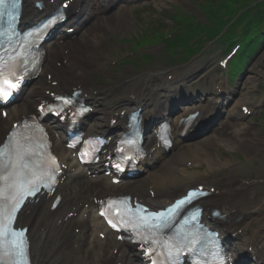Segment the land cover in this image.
I'll use <instances>...</instances> for the list:
<instances>
[{
  "label": "bare ground",
  "instance_id": "obj_1",
  "mask_svg": "<svg viewBox=\"0 0 264 264\" xmlns=\"http://www.w3.org/2000/svg\"><path fill=\"white\" fill-rule=\"evenodd\" d=\"M37 1L46 2L47 0ZM75 1L80 2L81 0ZM114 1L105 0L102 9L94 7L95 0L90 5L80 8L78 15L84 17L86 16L84 12L87 11L88 13L92 7L88 22H86L82 29L86 31L85 35H87V39L82 42L73 41L69 44H57L55 47L50 48L47 54L48 56L50 55L48 66L47 62L43 66H47V69L44 71L45 74L54 70V64L59 63L63 65L60 68L63 76H73L72 83L67 85V87H72L88 84L86 79L94 72L95 68L99 70L103 66L106 67L108 65L104 55H101V49L104 47V36H106L104 35L105 31L120 29L117 24L114 25V22L117 23L115 19L118 21L120 19L121 21L125 20L132 11V8L127 5L133 3H121L114 10L109 11V6ZM55 2L56 0L53 1V3ZM120 5L125 6H121L118 9ZM49 8L50 6L46 4V10ZM36 13L42 15L31 4L27 3L24 9L26 18L28 16L34 17L33 15ZM71 48L76 49V51L71 50ZM90 54L93 55L92 60ZM75 59L78 62L87 64L94 63L96 66L89 73V70H85L83 66H79ZM73 60L75 61L71 63ZM193 71V68L189 69L181 78L184 79ZM42 75L43 72L41 71L37 79L34 80L31 92H28L22 103L9 110L6 119H3L0 113V143L10 132L13 123L18 119H22L23 115L35 114L38 105L42 101L48 100L49 95L56 91L54 86L42 80ZM181 82L182 80H178V84L181 85ZM165 84L166 82L156 79L155 76L145 74L139 79L134 80L133 84L123 85L121 87L123 90L131 92L127 94L125 99L123 97L124 94L117 96L116 98L120 105L112 106L107 112H103L104 118H100L101 115L94 113L93 116H99L100 124L97 127H93L91 131L98 133L110 127L113 128L115 126L114 128H117L124 125V123L126 124L127 113L124 106L131 102H133L134 108H141L148 115L152 113L158 116L157 107L161 105V100L157 97V93L165 90ZM166 85L169 87L168 89L166 88V91L177 88L174 82ZM184 86L187 87L189 85ZM220 88H222V84L216 89L217 92ZM190 105L191 103L188 102L183 107ZM253 105H257V103ZM121 106L122 108H120ZM167 110L172 111L170 109ZM193 110L200 112V118L206 116V119H208L213 114L207 115L206 107L202 104L195 106ZM163 111L165 112V110ZM179 112L176 109L172 111V113L177 115L176 118L186 115ZM108 119L115 120V125H106L105 123ZM221 126H226V129L220 132L214 131L207 145L196 144L194 146L199 145V149L204 152L203 155L208 157L204 150H210L212 146H219L221 144L220 141H228L225 147L237 143L247 156L245 158L246 163L252 164L255 162L259 163L258 166H264V138L260 142H257L258 145H254L256 142L255 132L249 128H245V124L223 121ZM212 130L213 128L209 130L207 135ZM53 139L59 143L62 142L60 137L54 134ZM178 143L180 142L176 144ZM147 145L151 149L158 151L154 140L149 141ZM62 149L64 150L63 155L70 153L64 148ZM193 153L196 154V152ZM190 156V154L179 156L181 162L177 163L185 166L188 162L192 161ZM192 156L195 157V155ZM209 162L212 163L213 161ZM209 162L208 166L210 165ZM68 168L72 170V164ZM227 170L229 176L218 181L219 183L205 182L197 184L212 188L214 192L221 193L223 195L222 198L226 200L222 201L220 198L212 197L201 201L200 205L207 211L212 209L220 210L226 219L222 221L216 220L215 222L218 224V227L224 229L230 236L243 239L246 245L252 249L253 254L257 256V260L260 263H264V197L252 194L250 198L246 199L242 194L249 188V180L242 179L238 181L234 179L233 173L239 170L236 165L227 163ZM196 178L198 176L195 173H188L185 168L179 172L171 169L169 173L162 172L160 175H153L151 180H148V186L145 180L142 183H132L119 192H115L113 186L104 178L94 180L93 182L73 181L70 183L74 184L67 186V189L58 186L53 195L41 194L31 202H28L21 211L16 225L30 229L29 239L33 264H43L40 254L47 253L51 248L53 252L50 251L52 260L48 261L49 264H134L133 253L136 256H141L142 253L136 248L128 246L125 242H119L117 235L105 228L101 219L97 216L100 202L107 196L125 194L132 196L135 200L151 209L162 208L168 205L173 198L182 195L184 191L192 188H187V186L193 185L196 182ZM58 195L62 197V203L58 209L52 210L53 201ZM239 229H242L240 235L237 232ZM89 233L92 234L89 235ZM64 234H69V239L66 242L62 241ZM89 244L93 247V250L90 252L89 250H85V247Z\"/></svg>",
  "mask_w": 264,
  "mask_h": 264
},
{
  "label": "rangeland",
  "instance_id": "obj_2",
  "mask_svg": "<svg viewBox=\"0 0 264 264\" xmlns=\"http://www.w3.org/2000/svg\"><path fill=\"white\" fill-rule=\"evenodd\" d=\"M225 2L226 0H155L153 3L151 1V3L139 2L134 4L135 6H131L132 11L125 20L121 21L120 19L118 21L115 19L117 23L114 22V25L117 24L120 29L105 31L103 55L108 65L92 73L91 83L101 88H110L117 85L121 87V85L133 84V81L139 79L140 75L159 74L158 71L166 72L170 69L169 67H181L179 61L181 58H178L179 60H176L175 63H169L168 59H165V53L167 52L165 46L166 36L177 31L184 32V28L190 27L194 23L207 24L208 19L205 15L207 11H204L203 8L208 9L210 4L218 7L219 4ZM244 5V2H241V6ZM257 12H259V9L256 8L252 15ZM151 35L154 40L151 44L141 42L140 47L134 48L135 44L132 39L152 37ZM86 36L85 33H82L78 40H85L87 39ZM233 37H237L236 34ZM201 38L200 43L197 42L198 39L196 41H193V39L190 42L193 49L200 53L189 61V65L199 64L210 69L211 74L205 80V85L211 83L214 78H218L224 83L226 89L232 87L234 92H240V84L245 78L249 77L247 81L249 90L246 89L243 96H238L234 105L246 100L254 103L264 98V47H259L257 54L255 52L254 57L249 60L248 65L246 64L244 72L238 75L235 81L231 80L228 85L226 80L227 70H224L223 74L218 71L219 62L228 56V52L222 48L221 44L211 42L203 36ZM178 61L180 63H177ZM236 86H238V89H236ZM124 92L126 90L122 91L121 88L118 90V93ZM247 123H250L247 125L248 128L255 132L256 142L254 145H256L264 138V107L257 118L250 119ZM209 142L208 137L190 144L193 145L192 147H188L190 146L188 145L182 149L180 148L170 158L173 159L171 169L174 168V171L178 172L183 169V165L177 163L181 162L179 156L190 154V159L196 163L186 167L187 172L195 173L204 182L219 183L218 181L229 176L227 163L236 165L239 170L233 173L234 179L238 181L242 179L249 180V188L244 191L242 196L246 199L250 198L252 194L264 197V166H258L259 163L255 162L252 164L246 163L245 158L247 156L237 143L231 144L228 148L225 147L226 145L223 146L222 143L219 146H212L210 150H204L208 155L207 157L203 155L204 152L199 149V145H207ZM196 144L199 145L194 146ZM193 152H196V154ZM192 155H195V157ZM170 159L168 161L171 162ZM211 160L212 163L209 162ZM208 162L210 163L209 166ZM165 163L161 164L153 172L154 174L146 176L141 183L146 179L151 180L153 175H159L162 172L169 173L170 169ZM148 183H146L147 186ZM64 239H66V236H64ZM49 258L50 256H47L46 259L41 258V262L49 264L47 260Z\"/></svg>",
  "mask_w": 264,
  "mask_h": 264
},
{
  "label": "snow or ice",
  "instance_id": "obj_3",
  "mask_svg": "<svg viewBox=\"0 0 264 264\" xmlns=\"http://www.w3.org/2000/svg\"><path fill=\"white\" fill-rule=\"evenodd\" d=\"M17 0H0V10L6 9L9 6L15 7ZM4 13L0 11V16ZM10 87H15L14 84H10ZM10 93L0 91V98L7 99V96ZM30 183V181L18 180L15 181L10 187L17 189L18 192H23V195H20L17 198L16 195L4 196L3 190H0V244L5 241H8L10 245L15 246L18 249V255H24V241H23V231H14L12 228V223L15 219V213L18 211L20 204L23 202L24 196L34 195L38 190L36 188H26L25 184ZM11 201V205L7 202ZM111 223V222H110ZM116 227V225H112Z\"/></svg>",
  "mask_w": 264,
  "mask_h": 264
}]
</instances>
